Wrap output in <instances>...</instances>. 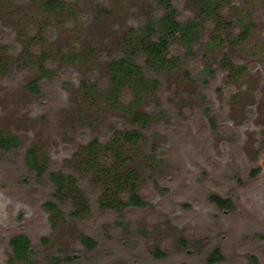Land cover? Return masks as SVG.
I'll list each match as a JSON object with an SVG mask.
<instances>
[{"label": "rangeland", "instance_id": "374dc122", "mask_svg": "<svg viewBox=\"0 0 264 264\" xmlns=\"http://www.w3.org/2000/svg\"><path fill=\"white\" fill-rule=\"evenodd\" d=\"M45 1L0 0V132L21 142L12 151L0 146V264H264V0H229L223 15L233 24L217 31L222 39L207 43L216 36L210 20L194 54L176 42L168 57L181 55L182 63L146 68V78L158 79L140 105L149 125L123 154L142 169L148 205L113 209L99 206L103 188L83 161L94 139L106 143L136 127L104 97L109 62L162 9L155 0H62L50 11ZM175 5L181 20L201 14L199 0ZM251 22L245 40H227ZM36 77L39 94L28 89ZM133 100L124 88L120 104ZM153 144L158 156L149 162ZM28 148L47 155L50 169L80 178L92 206L87 217L53 222L46 206L53 186L27 165ZM213 195L231 198V210ZM20 233L38 251L34 262L14 259L10 240ZM216 249L223 259L210 262Z\"/></svg>", "mask_w": 264, "mask_h": 264}, {"label": "trees", "instance_id": "16d2710c", "mask_svg": "<svg viewBox=\"0 0 264 264\" xmlns=\"http://www.w3.org/2000/svg\"><path fill=\"white\" fill-rule=\"evenodd\" d=\"M162 11L159 15L149 13L145 21L139 28L130 32L126 39V47L119 55L113 57L109 62V73L111 86L104 94L112 107H122L127 111L128 118L136 127L120 130L115 138L101 143L94 139L88 144L89 154L84 158V173L94 169L97 174L93 178V184H99L103 188V193L98 198L101 208L123 207H144L148 201L142 196L138 181L142 169L128 166L130 157L124 156L123 149L128 145H135L145 139L144 130L149 125V114L140 108L143 94L148 90V86L154 88L158 83L157 78L148 79L145 77L146 68L155 71H168L178 66L184 61L181 55L168 57V51L174 43L180 42L184 48V54L195 53V47L201 42L205 23L214 21V32L216 36L207 43H214L215 39L221 38L217 31L228 28L233 24L223 15L226 2L229 0H199L200 15L186 20L179 18L175 0H155ZM46 7L50 11H55L62 7V0H46ZM241 22V20L239 19ZM251 25L243 24V29L238 36L230 35L227 40L242 41L249 34ZM222 39V38H221ZM236 72L241 70L230 64ZM43 69V68H42ZM48 71L45 70V74ZM43 76V75H42ZM41 77H36L29 81L28 89L33 94L41 92ZM94 84L88 85V92H92ZM131 88L134 92V100L127 104H120L119 99L124 88ZM213 125L215 119L211 117ZM0 146L5 150H16L21 146L19 137L16 135H6L0 132ZM157 145L153 144L144 155L147 161L157 159ZM27 165L36 171L37 177L42 179L47 176L53 186L52 199L46 202L47 208L51 211V219L58 223L57 219L68 216L71 219H83L91 212V203L87 191L82 186L80 178L70 171L62 169H50L49 157L35 148H28L25 153ZM90 169V170H89ZM212 200L221 208L228 211L233 207L231 198H224L213 195ZM83 243L92 248L96 241L82 234ZM14 250V259L34 262L38 257V251L32 244L29 235L20 233L10 240ZM160 254H163L159 250ZM70 258V257H69ZM223 259L219 249L209 255L210 262Z\"/></svg>", "mask_w": 264, "mask_h": 264}]
</instances>
